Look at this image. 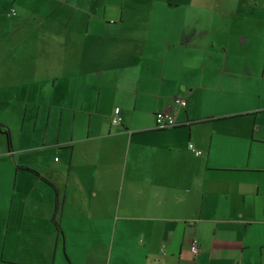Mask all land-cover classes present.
Segmentation results:
<instances>
[{"label": "crops", "instance_id": "1", "mask_svg": "<svg viewBox=\"0 0 264 264\" xmlns=\"http://www.w3.org/2000/svg\"><path fill=\"white\" fill-rule=\"evenodd\" d=\"M0 123V264H264V0H0Z\"/></svg>", "mask_w": 264, "mask_h": 264}, {"label": "built area", "instance_id": "2", "mask_svg": "<svg viewBox=\"0 0 264 264\" xmlns=\"http://www.w3.org/2000/svg\"><path fill=\"white\" fill-rule=\"evenodd\" d=\"M15 14V12H14ZM187 101L183 98L176 99V107L180 108L182 106H186ZM122 121L121 117V109L117 108L115 110V115L112 117V123L114 124H120ZM156 123L157 127L159 128H168L173 127L177 125L176 121V114L175 113H168V112H160L156 116ZM190 148L197 154L200 155L201 151L197 150L193 144L190 145ZM199 241L198 239L194 238L191 244V252L196 255L199 253Z\"/></svg>", "mask_w": 264, "mask_h": 264}, {"label": "trees", "instance_id": "3", "mask_svg": "<svg viewBox=\"0 0 264 264\" xmlns=\"http://www.w3.org/2000/svg\"><path fill=\"white\" fill-rule=\"evenodd\" d=\"M0 129L2 130V131H4V133L7 135V137H8V142H9V145H10V147H11V136H10V132H9V129H8V127H6L5 125H3V124H1L0 123ZM20 169H25V170H27V171H30V172H32V173H37L36 171H34V170H32V169H30V168H28V167H20ZM61 206V203L59 202V199H58V201H57V203H56V209H58L59 207Z\"/></svg>", "mask_w": 264, "mask_h": 264}, {"label": "rangeland", "instance_id": "4", "mask_svg": "<svg viewBox=\"0 0 264 264\" xmlns=\"http://www.w3.org/2000/svg\"><path fill=\"white\" fill-rule=\"evenodd\" d=\"M112 122V121H111ZM114 124V123H113ZM116 125V124H114ZM26 136L27 135H23L20 131L17 130V128H15L14 126V139H15V142L17 143L18 142V139L20 138L21 140L20 141H23L24 138L26 139ZM200 248V247H199ZM198 254V253H197Z\"/></svg>", "mask_w": 264, "mask_h": 264}]
</instances>
